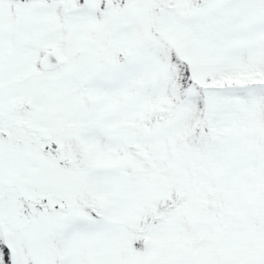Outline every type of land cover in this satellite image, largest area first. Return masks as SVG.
<instances>
[{
  "label": "snow or ice",
  "instance_id": "6c2138e0",
  "mask_svg": "<svg viewBox=\"0 0 264 264\" xmlns=\"http://www.w3.org/2000/svg\"><path fill=\"white\" fill-rule=\"evenodd\" d=\"M0 264H264V0H0Z\"/></svg>",
  "mask_w": 264,
  "mask_h": 264
}]
</instances>
